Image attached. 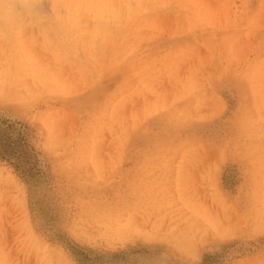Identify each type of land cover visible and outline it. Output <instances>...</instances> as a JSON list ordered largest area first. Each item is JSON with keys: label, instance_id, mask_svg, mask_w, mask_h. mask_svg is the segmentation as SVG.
Segmentation results:
<instances>
[{"label": "rangeland", "instance_id": "obj_1", "mask_svg": "<svg viewBox=\"0 0 264 264\" xmlns=\"http://www.w3.org/2000/svg\"><path fill=\"white\" fill-rule=\"evenodd\" d=\"M22 3L0 264H264V0Z\"/></svg>", "mask_w": 264, "mask_h": 264}, {"label": "bare ground", "instance_id": "obj_2", "mask_svg": "<svg viewBox=\"0 0 264 264\" xmlns=\"http://www.w3.org/2000/svg\"><path fill=\"white\" fill-rule=\"evenodd\" d=\"M13 1H20V2H23L24 4H26V5H28V4H30V2L32 1V0H13ZM19 3V2H18ZM23 3H22V6H23ZM101 3V2H100ZM20 4V3H19ZM18 4V5H19ZM34 5V4H33ZM20 6V5H19ZM16 10V9H15ZM25 11V10H24ZM41 13V12H40ZM45 14V13H44ZM45 16V15H44ZM45 18V17H44ZM84 18V17H83ZM47 26V25H46ZM66 26V25H65ZM185 216V215H184ZM186 229V228H185Z\"/></svg>", "mask_w": 264, "mask_h": 264}]
</instances>
